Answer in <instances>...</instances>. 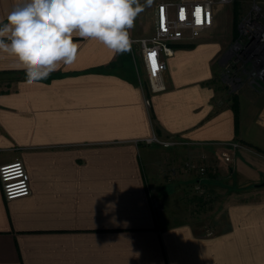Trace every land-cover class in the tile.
Listing matches in <instances>:
<instances>
[{
    "label": "crops",
    "instance_id": "crops-1",
    "mask_svg": "<svg viewBox=\"0 0 264 264\" xmlns=\"http://www.w3.org/2000/svg\"><path fill=\"white\" fill-rule=\"evenodd\" d=\"M158 1L140 0L131 37L152 34ZM18 2L0 0V21ZM232 11L176 45L157 93L137 44L114 55L74 37L76 62L32 85L0 53V165L22 160L31 185L7 200L0 183V264H264V57L220 64L239 35Z\"/></svg>",
    "mask_w": 264,
    "mask_h": 264
},
{
    "label": "clouds",
    "instance_id": "clouds-1",
    "mask_svg": "<svg viewBox=\"0 0 264 264\" xmlns=\"http://www.w3.org/2000/svg\"><path fill=\"white\" fill-rule=\"evenodd\" d=\"M143 8L140 0H19L0 21V53L15 59L27 84H36L76 62L74 37L98 41L114 55L129 52Z\"/></svg>",
    "mask_w": 264,
    "mask_h": 264
},
{
    "label": "built area",
    "instance_id": "built-area-1",
    "mask_svg": "<svg viewBox=\"0 0 264 264\" xmlns=\"http://www.w3.org/2000/svg\"><path fill=\"white\" fill-rule=\"evenodd\" d=\"M233 0H159L155 7L154 28L151 35L141 38L132 37L137 48H133V54L138 55L142 61L149 89L153 93L166 89L163 71L167 67V58L172 56L175 47L181 42H192L204 32L209 31L215 22L220 8L230 5ZM201 9L198 17L196 10ZM256 5L249 10L239 23V35L229 50L231 57L254 59L264 52V16ZM183 12V19L181 18ZM151 53H155V67H153ZM146 105H150V99H145ZM147 143H159L165 147L186 143L177 136L167 139L157 137L155 134L145 140ZM238 147L235 141L222 146L221 156L225 161L231 160V150ZM184 166L188 170L195 171L201 177L206 173L203 163L186 160ZM0 183L4 198L7 200L26 196L31 193L29 174L24 162L15 159L0 165ZM197 188H200L199 184ZM154 211L163 209L162 204L155 198L152 199Z\"/></svg>",
    "mask_w": 264,
    "mask_h": 264
},
{
    "label": "rangeland",
    "instance_id": "rangeland-1",
    "mask_svg": "<svg viewBox=\"0 0 264 264\" xmlns=\"http://www.w3.org/2000/svg\"><path fill=\"white\" fill-rule=\"evenodd\" d=\"M232 7H233V11H232V14H231V18H230V22L232 23L231 24V26H232V32H233V29H234V26L235 25H237V28H238V26H239V23H240V21H241V19L244 17V16H247L249 13V10L252 8V7H254L255 5L257 6V7H259L260 8V10H259V12H262L263 13V16H264V0H233V2L230 4ZM231 6H229V5H227V6H224L223 8L221 7L220 9V12H222V10L224 9V8H226V7H231ZM237 13H238V15H237ZM235 31V30H234ZM218 34V33H217ZM233 38H231V42H230V45L232 44H234V41H235V39H237L238 38V35L236 36V37H234V35L232 36ZM229 39V38H228ZM231 45V46H232ZM261 57V59H263V57H264V52H263V55H261L260 56ZM230 58H232V59H230ZM221 57L220 58V64L222 63H224V61H232L235 57ZM227 59V60H226ZM218 60H219V57H218ZM237 61H239V59H237ZM240 61H239V63H237V65L236 66H238L239 68H240ZM218 68L220 69V66H218ZM223 73V72H222ZM227 74H229L228 76H226V74H218L219 75V81L221 82H223V83H221V84H223V85H225V83L226 84H229L230 82H235L234 80H233V77L232 76H230V72H227ZM140 77L143 79V74H142V71H141V69H140ZM260 79H261V77H260ZM262 80L264 81V75L262 76ZM230 86H231V84H230ZM227 87V86H226ZM232 87V86H231ZM236 96L235 95H233V94H231V99H232V101L234 100V98H235ZM153 134H155V133H153ZM152 134V135H153ZM156 135V134H155ZM157 136V135H156ZM157 137H159V136H157ZM208 171V170H207ZM214 200H216V199H214ZM213 200V201H214ZM208 206H210L209 207V211H212L213 210V206H212V203H211V205L209 204Z\"/></svg>",
    "mask_w": 264,
    "mask_h": 264
},
{
    "label": "snow or ice",
    "instance_id": "snow-or-ice-1",
    "mask_svg": "<svg viewBox=\"0 0 264 264\" xmlns=\"http://www.w3.org/2000/svg\"><path fill=\"white\" fill-rule=\"evenodd\" d=\"M200 13H201V9L198 8V9L196 10V15H197V17H198V22H200V21H199ZM181 18L183 19V12H181ZM150 55H151V57H152L153 67H155V59H154V57H155V53H151Z\"/></svg>",
    "mask_w": 264,
    "mask_h": 264
},
{
    "label": "water",
    "instance_id": "water-1",
    "mask_svg": "<svg viewBox=\"0 0 264 264\" xmlns=\"http://www.w3.org/2000/svg\"><path fill=\"white\" fill-rule=\"evenodd\" d=\"M256 186H264V180L258 184H256Z\"/></svg>",
    "mask_w": 264,
    "mask_h": 264
},
{
    "label": "trees",
    "instance_id": "trees-1",
    "mask_svg": "<svg viewBox=\"0 0 264 264\" xmlns=\"http://www.w3.org/2000/svg\"><path fill=\"white\" fill-rule=\"evenodd\" d=\"M234 110L236 111V105H234ZM237 116V115H236ZM236 127H237V124H236Z\"/></svg>",
    "mask_w": 264,
    "mask_h": 264
}]
</instances>
